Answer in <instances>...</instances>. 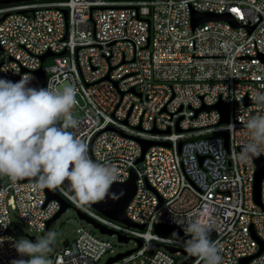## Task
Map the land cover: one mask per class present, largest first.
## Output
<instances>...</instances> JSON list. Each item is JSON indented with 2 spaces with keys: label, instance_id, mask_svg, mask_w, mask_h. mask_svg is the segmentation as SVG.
<instances>
[{
  "label": "built area",
  "instance_id": "2783aa9c",
  "mask_svg": "<svg viewBox=\"0 0 264 264\" xmlns=\"http://www.w3.org/2000/svg\"><path fill=\"white\" fill-rule=\"evenodd\" d=\"M193 13L230 14L239 27L219 21L193 29ZM5 14L2 79L15 83L28 74L31 88L74 86L78 125L67 131L87 144L90 159L118 168L112 186L127 182L132 171L137 175L127 217L144 231L77 207L63 185L54 190L108 229L143 241L113 264H182L189 256L164 247L185 250V240L154 229L163 225L185 234L187 221L197 215L214 220L210 235L222 264H240L259 252L252 229L263 252L249 264H264V180L260 207L254 201L255 161L239 150L249 141L247 121L264 115V103L253 99L264 93V0H40L0 7V17ZM63 52L42 64L44 55ZM42 66L45 84L35 74ZM220 102L227 105L226 124L219 125L216 110L197 115ZM230 123L235 132L225 130ZM139 141L170 147H150L137 164ZM60 210L34 182L0 176V264L28 259L14 247V219L43 235ZM104 236L83 229L48 258L52 264H100L115 246L110 238L116 236ZM153 244L160 248L150 255Z\"/></svg>",
  "mask_w": 264,
  "mask_h": 264
},
{
  "label": "clouds",
  "instance_id": "9594fccd",
  "mask_svg": "<svg viewBox=\"0 0 264 264\" xmlns=\"http://www.w3.org/2000/svg\"><path fill=\"white\" fill-rule=\"evenodd\" d=\"M31 79L28 74L15 83L0 79V176L32 179L37 189L55 190L67 182L65 195L71 193L72 203L87 210L108 197L118 168L90 159L87 144L67 131L78 125L72 114L76 88L66 84L59 89H36L28 87ZM253 99L264 103V93L257 92ZM245 127L249 141L242 146L241 157L264 154V115L251 117ZM225 130L235 132V125L230 123ZM214 226L210 216L197 215L187 221L184 232L189 238L184 248L197 258L196 264H222L220 248L211 240ZM56 236L48 231L35 243L21 238L14 247L28 259L11 264H52L48 254Z\"/></svg>",
  "mask_w": 264,
  "mask_h": 264
},
{
  "label": "water",
  "instance_id": "95a60500",
  "mask_svg": "<svg viewBox=\"0 0 264 264\" xmlns=\"http://www.w3.org/2000/svg\"><path fill=\"white\" fill-rule=\"evenodd\" d=\"M33 1H40V0H5V1H0V7L19 4V3L33 2ZM64 13H65L66 18H67V11H64ZM19 14L24 15V14H26V12L22 11V12H19ZM8 17H9V14H5L3 17H0V24L4 20H6ZM219 21L229 22L235 28L239 27L238 22L236 20H234V18H232V16L230 14H224V15L197 14V13L192 14L193 29H195L197 26L204 24V23H207V22H219ZM1 51H2V47L0 45V52ZM63 55H65V52H63L60 55L48 53L41 58L42 64L44 65L45 61L49 58H54V57L63 56ZM0 68H1V63H0ZM35 74L40 79H42L44 84L46 83V75L44 73L43 66ZM0 79H2L1 74H0ZM246 104H248V103H246ZM213 110H216L221 114L222 118H221L219 125L222 126V125L226 124L227 123L228 110H227V105L222 103V102H220L219 104H217L216 106H213V107H203L201 110L197 111V115L203 111L211 112ZM107 130H113V129L108 128ZM224 138L226 140V147L228 148V144H227L228 136L225 135ZM139 143L141 144V146L143 148V154H142V157L138 159L137 164H140L144 161V155L150 147L156 146V145H163V146L168 147V148L170 147V144H166V143H156V142H146V141H139ZM239 150L241 152V148ZM252 157H253L255 164H256V175H255V183H254V201L258 206L262 207L261 188H262V182L264 180V159L261 155L260 156H252ZM28 181L34 182V180L28 179V178L19 179V182H21V183H25ZM63 186L67 188V182H65V184ZM44 190L48 196V202L51 200L58 201L61 205V210L57 213V215L52 220L49 221L47 229L44 231L43 236L49 231L52 224L56 220H58L68 209H74L76 211L78 218L81 221H85L88 224L92 225L102 235H106L109 237L116 236L118 238L119 243H126L127 244V243H130L131 241H133L134 243H138L139 248L142 247L143 241L141 239H131L129 237H125L123 235H120L119 233H116L115 231H113L111 229H108L107 227L103 226L102 224L98 223L97 221H95L91 217L87 216L86 214H84L80 210H78L75 207H73L72 205H70L68 202H66L65 199H63L54 190L48 189V188H44ZM136 192H137V175H136L135 171H132L131 176L127 182L117 183V184L113 185L109 191L108 197H106L104 201L92 204L89 208H91L95 212L99 213L100 215H102L105 218H108L112 221L122 223V224L126 225L127 227L136 228V229H139L141 231H144L145 226L137 225V224L133 223L132 221H130L127 217V208L129 206V204L131 203V201L134 199ZM112 194H115V197H113ZM154 232H155V234H158V235L169 236V237L181 239V240H186L189 238L185 234H183L178 228L168 227V226H163V225L156 226L154 229ZM252 234H253V237L256 240H258L259 245H260V250L256 255H254L252 257L241 259L240 264H249L251 262V260L260 256L263 252V243H262V241H260L257 238L253 229H252ZM214 238H215V235H212L211 240H213ZM30 239L32 240L33 243H35L37 238L31 237ZM159 248H160L159 244H153L151 246L149 254L152 255L154 253V251L159 249ZM164 248L172 254L182 253L185 256H189V259L184 261L182 264H191L196 258V257H192V256L188 255L185 252V250H181V249L170 247V246H165ZM133 252L134 251H128L126 253L119 254L116 257L111 258L107 264H113L115 262H118V261L122 260L123 258L131 255Z\"/></svg>",
  "mask_w": 264,
  "mask_h": 264
},
{
  "label": "rangeland",
  "instance_id": "374dc122",
  "mask_svg": "<svg viewBox=\"0 0 264 264\" xmlns=\"http://www.w3.org/2000/svg\"><path fill=\"white\" fill-rule=\"evenodd\" d=\"M75 108V107H74ZM73 108V109H74ZM74 117V115H73ZM14 229L16 237L18 240L21 238H26L32 242L30 239L31 237H36L37 239L43 237V235L39 234L36 235L35 233L31 232L29 227L21 223L20 221L14 219ZM83 229L93 231L96 235L100 237H105L102 235L98 230H96L92 225L88 224L85 221H81L74 209H68L58 220H56L52 226L50 227L49 231H53L57 234L55 243L51 246L52 251H60L65 247L67 241L72 242L81 232ZM113 243L115 244L112 251L106 255L100 264H105L110 257L117 256L118 254H123L130 249L134 248V242L131 241L129 244H119L118 238L113 237L110 238ZM180 261L183 260V256H178ZM125 264H144L141 259H137Z\"/></svg>",
  "mask_w": 264,
  "mask_h": 264
}]
</instances>
